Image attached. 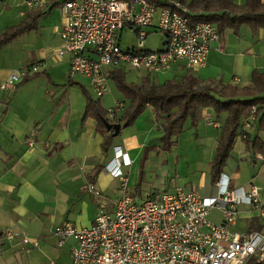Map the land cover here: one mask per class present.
<instances>
[{"label":"crops","instance_id":"obj_1","mask_svg":"<svg viewBox=\"0 0 264 264\" xmlns=\"http://www.w3.org/2000/svg\"><path fill=\"white\" fill-rule=\"evenodd\" d=\"M63 1L57 0L43 12H36L27 10L23 0H0V33L26 22L32 26L30 31L0 47V59L11 53L19 71L37 68L36 72H28L21 78L14 92H0V264H71V249L75 247V241L69 238L59 247L53 234L56 227L64 222L78 228L90 227L100 211L112 213L114 202L123 194L141 203L146 194H172L176 190L167 187L165 165L167 155L174 150L183 133L170 150L164 149L161 142L164 121L151 107H147L129 127L118 123L120 131L117 137L113 138L111 131L107 135L97 132L96 119L87 114V99L99 102L106 110L113 106L117 97L108 88L104 96L97 99L86 79L69 78V57L62 60L55 57L64 22L60 10ZM184 1L195 4V0ZM209 1L212 3L214 0ZM231 2L241 7L246 0ZM195 6L198 14H204L201 6ZM124 30L119 34L120 48ZM148 30V33H156L153 28ZM165 41L163 36L161 50ZM128 49L131 48L122 50ZM14 70L12 66L0 64V83ZM255 70L264 71V30L253 31L242 25L237 34L231 29L225 30L217 43L211 45L206 66L193 69L189 74L202 86L244 88L249 86ZM186 71L184 62H178L169 72L152 76L155 79L160 75L173 74L174 80H178ZM125 107L117 113L119 116ZM223 119L224 116L217 120L210 108L203 109L196 123L191 125L187 121L185 129H195L201 124L202 132L208 138L207 146L214 154ZM209 123L217 124L218 128ZM32 131L35 132L34 142L29 147L27 141ZM249 132L254 136L256 128ZM235 145H238L237 152L232 150L231 153L235 160L230 159L237 162V167L227 159L220 176H225L232 188L247 190L250 184L254 185V179L239 183L238 166L246 159L252 164L258 161L264 164V155L246 152L239 131L233 149ZM116 146L122 147L130 160L129 166L121 168L127 180L125 191L121 189V181L110 176L105 169ZM258 156L262 159L259 160ZM212 157L208 162V176ZM157 158H160L159 169L154 175L158 173L162 177L156 176L143 188L140 169L154 168ZM218 181L219 178L212 185L210 180V187L203 195L198 191L191 192H197L201 197H213ZM87 183L95 186L99 197L86 192ZM260 194L264 198V191ZM208 220L221 224V211L217 208L210 210ZM9 229L21 232L37 246H23L18 238L7 240L4 233ZM230 231L264 233V219L247 206L240 205L237 207V220Z\"/></svg>","mask_w":264,"mask_h":264},{"label":"built area","instance_id":"obj_2","mask_svg":"<svg viewBox=\"0 0 264 264\" xmlns=\"http://www.w3.org/2000/svg\"><path fill=\"white\" fill-rule=\"evenodd\" d=\"M56 1L23 0V5L27 10H43ZM60 10L64 22L59 32L61 44L54 55L58 60L69 57V78L86 79L97 99L108 91L109 71L129 68L156 75L169 72L178 62H184L189 70L203 68L211 45L219 39L211 24H190L185 17L189 13L187 6L177 0L168 1L163 8L149 0H64ZM150 28L166 38L163 50L145 49L146 31ZM124 29L135 30L134 48H120L119 34ZM36 71L32 67L11 73L0 83V92H14L23 76ZM123 107L114 101L106 109L108 120H113ZM254 113L253 108L243 120L241 140L251 130ZM209 125L218 128L217 124ZM34 133L27 141L29 147L33 146ZM129 165L125 150L114 147L113 158L105 169L121 181L123 191L127 180L121 168ZM216 188L213 197L176 189L172 194H146L141 203L123 194L114 202L113 212L100 211L92 226L78 228L64 222L53 234L59 247L69 238L75 241L71 264H247L253 258L264 261V233L230 231L240 205L264 219L260 190L251 184L247 190L231 188L225 176L219 177ZM85 189L94 197L100 196L92 183H87ZM213 208L221 211V224L208 220ZM4 235L7 240L18 238L23 246H37L19 231L9 229Z\"/></svg>","mask_w":264,"mask_h":264},{"label":"trees","instance_id":"obj_3","mask_svg":"<svg viewBox=\"0 0 264 264\" xmlns=\"http://www.w3.org/2000/svg\"><path fill=\"white\" fill-rule=\"evenodd\" d=\"M129 1V0H126ZM158 7H165L170 0H149ZM189 13L185 15L189 23L203 22L211 24L217 31L218 37L225 30H233L235 34L242 25L253 31L264 30V3L261 0H246L243 6L234 5L231 0H195V4H187ZM201 6L204 14H198L196 6ZM36 12H43L36 9ZM32 29L29 23L17 28L6 29L0 33V47L16 37ZM186 74L174 81L158 83L151 74L145 73L139 83H128L124 71L116 69L108 72V81L113 82L117 91V101L125 105L121 116L115 114L113 120H108L106 110L99 102L87 99V114L97 121V132L102 135L109 133L104 121L109 124L131 126L147 107H151L156 116L164 121L161 142L163 148L170 150L176 144L177 138L184 132L187 121L194 125L203 109L210 108L217 120L224 116L219 128L216 148L209 164V177L213 185L219 178L227 159L231 158L238 131L241 133L243 120L248 118L255 109V120L251 124L256 128L253 136L250 132L243 140L248 153L264 155V71H253L250 84L244 88L231 85L202 86L186 69ZM107 141H105V146ZM232 188V185H230ZM253 264H264L256 259L249 261Z\"/></svg>","mask_w":264,"mask_h":264},{"label":"rangeland","instance_id":"obj_4","mask_svg":"<svg viewBox=\"0 0 264 264\" xmlns=\"http://www.w3.org/2000/svg\"><path fill=\"white\" fill-rule=\"evenodd\" d=\"M149 31V30H148ZM146 31V33H148ZM156 33H148L145 41V49L149 51H157L162 49L163 35L157 30ZM61 44V41H60ZM137 45V38L134 30L125 29L122 34L121 48H133ZM0 64L12 66L13 70L17 69L16 62L11 53L8 56L5 54L3 59H0ZM14 70L13 72H18ZM125 79L128 83H139L140 78L145 74L142 71L130 70L126 68L124 71ZM175 75L167 74L155 77L159 83L166 81H173ZM109 89L111 94L116 98L117 91L113 82H109ZM203 126L199 124L195 129L186 128L183 134L178 138L174 150L166 157L165 170L167 175V187H173L186 191H198L201 195L204 194L207 187H210V180L208 173V162L210 161L213 150L207 146V139L205 133L202 132ZM264 138V137H262ZM238 142V141H237ZM238 145H235L234 152H237ZM233 153V151H232ZM233 155V154H232ZM230 159V158H229ZM233 159V157L231 158ZM228 161L234 167H237V162ZM235 160V158L233 159ZM160 158H157L154 168L140 169V174L143 175L142 187L148 185L154 178L162 177V174L154 175L156 169H159ZM238 182L245 184L247 181L254 179V186L261 192L264 191V164L257 162L252 164L247 159L243 160L238 166ZM204 178V180H203ZM203 185V187H202ZM129 190V187H128ZM213 219V218H212ZM249 264V263H248Z\"/></svg>","mask_w":264,"mask_h":264},{"label":"water","instance_id":"obj_5","mask_svg":"<svg viewBox=\"0 0 264 264\" xmlns=\"http://www.w3.org/2000/svg\"><path fill=\"white\" fill-rule=\"evenodd\" d=\"M104 126L106 130L112 132V137H117L119 135L120 131V125L119 124H109L108 122L104 121Z\"/></svg>","mask_w":264,"mask_h":264}]
</instances>
